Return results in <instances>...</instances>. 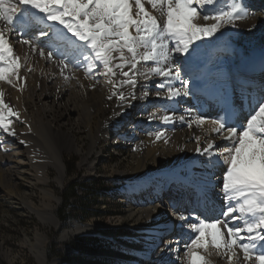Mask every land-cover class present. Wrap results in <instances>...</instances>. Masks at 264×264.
<instances>
[{"label":"bare ground","instance_id":"6f19581e","mask_svg":"<svg viewBox=\"0 0 264 264\" xmlns=\"http://www.w3.org/2000/svg\"><path fill=\"white\" fill-rule=\"evenodd\" d=\"M145 6L152 11L150 5L146 3ZM36 14L43 15L38 12ZM153 14L159 18L158 13ZM160 19L162 22L163 18ZM200 22L203 23L202 20ZM230 27L244 31L245 23L237 21L235 28ZM55 28L64 32L76 45L81 44L62 25L57 24ZM35 33H38L39 41H35L38 46L41 41L48 40V37L42 36L38 30L30 31L31 36ZM18 38H29V36L23 34L20 37L10 36L15 54L21 57V78L17 82L18 86L14 88L0 82V91L4 93L5 103L19 113L18 119L15 116L10 117L15 136H9L0 130L1 196L19 202L23 209L36 216L44 226L57 228L55 211L59 200L49 186L51 184L59 186L63 183L67 172L63 159L64 153L80 151L82 153L83 151L82 147L80 149L76 145L77 140L75 141L72 133L63 130L62 122L67 121L70 129H82L88 133L89 143L83 153L81 166L92 173L96 171L95 165L89 162L92 157H95L94 163H102L104 159L105 154L100 146L111 141L116 136L115 132L118 128L123 134L132 132V135H125L126 138L122 140L118 148L123 147L127 150L133 164L122 171L114 166L110 169L106 168L109 169L106 178L118 186L111 194L117 196L118 201L125 207V216L129 222L128 225L123 226L120 220H113L114 222L103 230L109 233L106 238L116 241L122 251L102 256L96 255L97 258H109L124 264H186L184 243L188 236L196 235L187 227L189 223L187 220L182 222L177 218L175 220L177 229H173L166 236L165 245L162 244L154 250L157 241L156 232L162 221H167V216H164L159 206L163 204L162 198L167 197L169 192H178L179 194L174 193L171 197H175L174 202L181 201L176 203L174 213L183 214L190 220L199 218L211 222L219 218L225 220L230 226L242 224V221H234L221 215L227 206L225 194L222 191V175L226 169H223V164L219 168H210L203 162L206 157L199 156L195 151L197 147L195 137H201L203 147L205 132L197 129L195 124L192 128L187 126V122L191 120L188 112L191 111L192 116L210 120L224 117L228 107L231 106L237 112L238 123L247 121L254 111L251 107L253 97L258 99L264 95L262 92L264 58L254 56L247 62H241L240 67L243 71L247 74H251L250 72L256 75L263 74L260 78L262 80L259 85L254 83L248 85L247 92L245 89L232 94L229 91L235 89V85L240 84L242 89L246 82L251 83L254 78L247 77L244 82L234 74L235 71L227 72L221 68V54H223L222 58L227 56L231 61L235 56V50L231 46L222 45L213 48L207 45V42L202 43L199 40L192 45V48L197 50L190 56L172 53L176 61L173 74L176 68H179L181 78H187L189 95L168 100L166 88L154 87V84L161 82L160 77L147 80L141 75L136 77L135 88L126 85L120 89L125 95L132 91L137 96V99L129 98L122 104L114 96L109 99L112 87L105 82V77L99 74L102 68H97L93 74L94 78H85L88 62L83 59L80 52L75 51L74 47L57 40L53 57L49 60L41 57L38 51L32 52L28 46L17 43ZM204 44L206 46H202ZM47 51L48 49L45 48L46 53ZM90 52V49L84 50V54ZM60 53L64 55L61 57ZM25 57H27L26 60ZM59 58L66 61L69 58L74 61L79 60V67L73 63L64 71V75L72 77L71 79L65 80L61 75ZM233 63L231 62V67H234ZM183 67L188 71L185 72ZM194 67V72L189 75ZM28 68L32 71H28ZM138 68L141 72L144 71L140 65ZM20 85H23V90H20ZM144 85H147L146 89L142 87ZM171 85L177 88L182 87L179 80L171 81ZM145 90L149 93L147 99L143 98ZM76 91V96H73ZM157 91L161 92V96L157 97ZM205 99L207 102L203 101ZM246 102L249 103L245 108L247 112L242 107ZM100 111H109L110 114L108 117L94 121ZM152 113H156L158 117L165 114L171 115L175 118V123L165 125L159 119L149 120ZM181 116H184L185 123L180 122ZM204 128L208 129L210 125L206 124ZM156 130L166 132L168 143H164L163 139L155 140L152 133ZM215 143L222 146L230 145L231 142L216 138ZM50 170L55 173L53 178L49 177ZM22 182H25L28 190L25 193H18L17 188ZM33 189L39 192L41 199L39 204H35L31 198L30 191ZM191 200H194V208L187 203ZM198 206L204 210L198 211L196 208ZM197 212L198 214L195 215ZM181 224L184 227H180ZM101 230L100 224L86 223L84 225L70 220L58 241L65 243L79 237L96 236L101 233ZM127 232L128 235L125 234ZM34 242L32 252L39 264L62 263L61 260H53L50 263L46 261V238L36 233ZM150 251L153 255L147 260ZM70 253L72 256L75 255L74 251L70 250ZM238 254L242 258L243 254L239 252ZM205 255L211 264H227L226 258L218 256L214 249L209 248Z\"/></svg>","mask_w":264,"mask_h":264},{"label":"snow or ice","instance_id":"6c2138e0","mask_svg":"<svg viewBox=\"0 0 264 264\" xmlns=\"http://www.w3.org/2000/svg\"><path fill=\"white\" fill-rule=\"evenodd\" d=\"M146 3L152 11L146 9ZM221 4L224 7H220ZM37 12L43 15L38 16ZM153 13H158L159 18ZM254 15L246 0H0V82L14 88L18 86L21 57L15 54L10 36L23 34L29 38H18L16 42L28 46L32 52L38 51L41 57L49 60L53 57L57 40L74 47L88 62L85 78H94L97 68H102L99 74L112 87L109 99L114 96L122 104L129 98L137 99L135 92L125 95L120 89L126 85L135 88L136 77L142 75L147 80L160 77L161 82L154 87L166 88V98L174 100L189 95L190 90L187 78H181L179 68L173 74L176 61L172 53L190 56L197 50L192 48L197 41L214 36L226 25L235 28L237 21ZM160 18H163L162 22ZM57 24L81 44L69 40L64 32L55 28ZM32 29L47 36L48 40L41 41L38 46L35 37L30 35ZM87 49L91 52L84 54ZM63 55L60 53L61 57ZM73 63L79 67L78 59H58L65 80L72 78L64 75V71ZM28 71L32 69L28 68ZM176 80L181 81L182 87L171 85V81ZM19 87L23 90V85ZM142 87L146 89L147 85ZM148 95L145 90L143 98L147 99ZM156 95L161 96V92L157 91ZM3 97L4 93L0 91V130L15 136L10 117L18 119L19 113L5 103ZM251 107L254 111L246 125L238 123L237 112L231 106L224 117L211 120L188 112L191 120L187 126L192 128L195 124L197 129L205 132L203 147L201 137H195V151L206 157L210 168L227 165L222 175L227 206L221 215L242 221V225L230 226L219 218L211 222L199 218L190 220L180 214L178 219L189 221L187 227L196 234L188 236L184 243L186 264H211L205 255L209 248L226 258L227 264H264V95L258 99L253 97ZM156 119L165 125L175 123L171 115L158 117L152 113L149 116V120ZM179 120L186 122L184 116ZM206 124L210 128L205 129ZM152 135L156 141L163 139L168 143L166 132L156 130ZM216 138L231 143L218 146ZM238 252L243 254L242 258Z\"/></svg>","mask_w":264,"mask_h":264},{"label":"rangeland","instance_id":"374dc122","mask_svg":"<svg viewBox=\"0 0 264 264\" xmlns=\"http://www.w3.org/2000/svg\"><path fill=\"white\" fill-rule=\"evenodd\" d=\"M246 2L250 6V11L255 15L242 21L245 23L244 31H238L232 29L231 25H226L214 36L200 40L202 43L207 42V45L209 44L213 48L222 45L231 46L235 50V56L231 61L227 56L222 58L223 54H221V68H224L227 72H234V70H231L233 69L231 62H234V69L237 67L241 70V74L236 73L239 74V77L245 74V71L240 67L242 61L247 62L254 56L264 58V0H246ZM220 7H224V5L221 4ZM207 23H212V21ZM33 37L36 41L37 36L34 35ZM202 46H206V44ZM237 88L235 93L239 91ZM76 94L77 91L73 96H76ZM109 108H111V105H109ZM109 111H100L94 121L108 117ZM62 124L63 130L72 133L75 141L77 140L76 145L80 149L82 147L83 151L82 153L81 151L79 153H64L63 159L67 172L63 183L59 186L54 184L49 186L59 200L55 211L58 226L57 228L44 226L36 216L23 209L19 202L0 195V264H39L35 259L34 252H32L36 233L47 240L45 257L48 263L53 260H61L62 263L60 264H122L109 258H97L96 255L102 256L122 251L116 241H110L106 238L109 233L103 230L114 222L113 220H120L123 226L128 225L129 222L125 216V207L118 201L117 196L111 194L118 186L106 177L109 174L110 167L114 166L122 171L133 164L125 148L115 147L117 138L122 137V135L126 138L125 135H132V132L129 131L127 134H123L118 128L115 132L116 136L108 143H103L100 146L105 154L104 159L102 163H94L95 157H92L89 162L94 164L96 169L92 173L81 166L83 153L89 143L88 133L82 129H70L67 121H63ZM242 124L246 125V121ZM203 162L205 165L207 164L206 160ZM223 166V169L227 168V165ZM107 167L109 169H106ZM48 174L50 178H53L55 173L50 170ZM71 184L74 185L75 196L68 201V207L65 210L67 219L62 220L61 214L65 204L64 195L68 193ZM27 190L25 182H22L17 188L18 193H25ZM30 195L35 204H39L41 199L38 190L33 189L30 191ZM70 220L78 221L84 225L86 223L100 224L101 233L96 236L79 237L60 243L58 241L59 237ZM125 234L128 235V232ZM70 250L74 251V256L71 255L73 252L70 253Z\"/></svg>","mask_w":264,"mask_h":264},{"label":"trees","instance_id":"16d2710c","mask_svg":"<svg viewBox=\"0 0 264 264\" xmlns=\"http://www.w3.org/2000/svg\"><path fill=\"white\" fill-rule=\"evenodd\" d=\"M75 196V193H74V185L71 184L69 185V191L68 193H66L64 195V207L62 209V214H61V218L62 220H66L67 219V215L65 214V210L67 209V204H68V201L70 200V198H73Z\"/></svg>","mask_w":264,"mask_h":264},{"label":"built area","instance_id":"2783aa9c","mask_svg":"<svg viewBox=\"0 0 264 264\" xmlns=\"http://www.w3.org/2000/svg\"><path fill=\"white\" fill-rule=\"evenodd\" d=\"M65 261V260H64ZM67 264V263H66Z\"/></svg>","mask_w":264,"mask_h":264}]
</instances>
